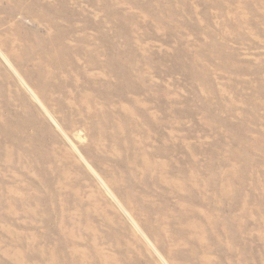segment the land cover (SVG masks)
Masks as SVG:
<instances>
[{
    "label": "rangeland",
    "instance_id": "1",
    "mask_svg": "<svg viewBox=\"0 0 264 264\" xmlns=\"http://www.w3.org/2000/svg\"><path fill=\"white\" fill-rule=\"evenodd\" d=\"M0 264H264V0H0Z\"/></svg>",
    "mask_w": 264,
    "mask_h": 264
},
{
    "label": "bare ground",
    "instance_id": "2",
    "mask_svg": "<svg viewBox=\"0 0 264 264\" xmlns=\"http://www.w3.org/2000/svg\"><path fill=\"white\" fill-rule=\"evenodd\" d=\"M50 44L52 45V47H53V49L55 51V54L57 56H60V57H64L65 56L66 49L63 46H61L60 37L59 36L54 37L50 41ZM40 69H41V67H40ZM32 82H33V84H36L38 87H40L41 89H43L44 83L40 79H35ZM107 87H108L107 83H102L101 91H102L103 88H107ZM113 87H115V89L118 90V84H117V82L114 81Z\"/></svg>",
    "mask_w": 264,
    "mask_h": 264
}]
</instances>
